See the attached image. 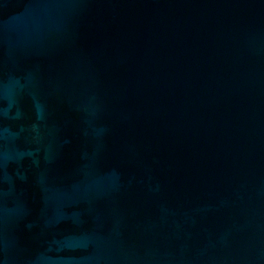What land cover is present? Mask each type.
I'll list each match as a JSON object with an SVG mask.
<instances>
[{
    "label": "water",
    "instance_id": "obj_1",
    "mask_svg": "<svg viewBox=\"0 0 264 264\" xmlns=\"http://www.w3.org/2000/svg\"><path fill=\"white\" fill-rule=\"evenodd\" d=\"M0 264H264V0H0Z\"/></svg>",
    "mask_w": 264,
    "mask_h": 264
}]
</instances>
